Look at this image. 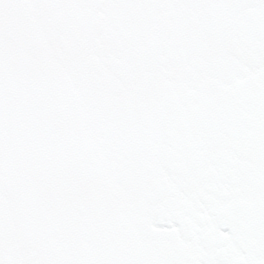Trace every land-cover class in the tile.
Instances as JSON below:
<instances>
[{
    "label": "snow or ice",
    "instance_id": "6c2138e0",
    "mask_svg": "<svg viewBox=\"0 0 264 264\" xmlns=\"http://www.w3.org/2000/svg\"><path fill=\"white\" fill-rule=\"evenodd\" d=\"M0 264H264V0H0Z\"/></svg>",
    "mask_w": 264,
    "mask_h": 264
}]
</instances>
